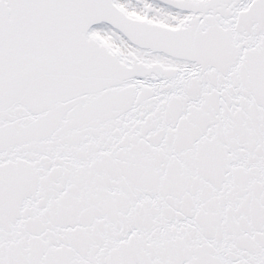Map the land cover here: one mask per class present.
<instances>
[{
	"label": "snow or ice",
	"instance_id": "snow-or-ice-1",
	"mask_svg": "<svg viewBox=\"0 0 264 264\" xmlns=\"http://www.w3.org/2000/svg\"><path fill=\"white\" fill-rule=\"evenodd\" d=\"M0 264H264V0H0Z\"/></svg>",
	"mask_w": 264,
	"mask_h": 264
}]
</instances>
